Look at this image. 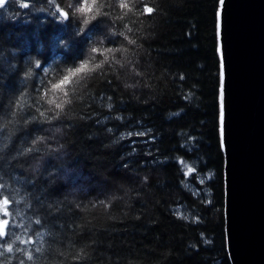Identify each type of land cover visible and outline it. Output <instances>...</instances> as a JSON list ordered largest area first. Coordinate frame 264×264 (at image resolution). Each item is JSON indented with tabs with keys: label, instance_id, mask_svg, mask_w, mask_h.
Listing matches in <instances>:
<instances>
[{
	"label": "trees",
	"instance_id": "1",
	"mask_svg": "<svg viewBox=\"0 0 264 264\" xmlns=\"http://www.w3.org/2000/svg\"><path fill=\"white\" fill-rule=\"evenodd\" d=\"M28 2L0 10V264H231L221 0H128L130 13L102 0L108 15L86 31L60 5ZM99 38L120 51L57 121L26 125L43 70L75 67ZM38 136L46 145L26 154Z\"/></svg>",
	"mask_w": 264,
	"mask_h": 264
},
{
	"label": "water",
	"instance_id": "2",
	"mask_svg": "<svg viewBox=\"0 0 264 264\" xmlns=\"http://www.w3.org/2000/svg\"><path fill=\"white\" fill-rule=\"evenodd\" d=\"M218 44L227 250L264 264V0H221Z\"/></svg>",
	"mask_w": 264,
	"mask_h": 264
},
{
	"label": "clouds",
	"instance_id": "3",
	"mask_svg": "<svg viewBox=\"0 0 264 264\" xmlns=\"http://www.w3.org/2000/svg\"><path fill=\"white\" fill-rule=\"evenodd\" d=\"M24 2V0H18V6ZM87 2L91 4L92 0H80L78 4H69V7L71 8L70 16L72 19H76L81 24V30L86 31L91 24H93L95 21L104 18L108 15V13L105 11V4L102 2V0H97L96 3V9L93 12V19H89L87 15H82L79 11L80 7L84 5V3ZM48 3L55 8L59 4V0H48ZM8 0H3V3L0 4V10H3L7 7ZM32 5L30 4V7ZM115 7V5H114ZM99 9V12L97 11ZM45 8H39L38 11H46ZM109 33L111 37H115L118 35H122V33H118L111 28L109 29ZM96 49H99L100 51L97 52ZM109 52V53H115L117 51H120L119 48H114L112 46H109L107 44V41L105 38H99L96 41H94L90 47L88 48L87 55L83 61H80L76 64L75 67H64L62 69L57 68H49L48 71L43 70L44 79L40 81L41 87L36 91V93L31 98V104L25 105L26 112L25 114H28L25 119V124H37V125H51L53 122L57 121L67 110L69 105L71 104V97L77 90V88L82 84V80H84L88 75L75 78L70 84L65 86L64 92L58 93L59 99L56 100V103H50L49 101L52 99L53 93L51 91L52 85L59 82L61 79L64 78V76L67 75L69 70L75 71L76 68H78L82 63L88 62L91 64L94 68L97 70H101L104 68L105 64H108L110 62L109 57L102 55L103 52ZM119 63V61H116ZM37 65H40L38 61L34 62V67L36 69L40 68ZM99 65L97 68L96 66ZM53 72L55 74L53 75ZM35 75V72L33 71L30 73V76ZM65 93L68 95L65 96ZM27 94V93H26ZM65 100L68 101V104L64 105L63 109L57 108V104L63 103ZM25 114L23 116H25ZM47 138L42 137H36L33 139L31 143L30 148H25L24 152L27 154L29 152H35L37 151V145H46Z\"/></svg>",
	"mask_w": 264,
	"mask_h": 264
},
{
	"label": "snow or ice",
	"instance_id": "4",
	"mask_svg": "<svg viewBox=\"0 0 264 264\" xmlns=\"http://www.w3.org/2000/svg\"><path fill=\"white\" fill-rule=\"evenodd\" d=\"M12 2V0H8V4ZM80 2V0H72V4H78ZM0 3H3V0H0ZM96 3L97 0H92L91 4L85 2L84 5L82 7H80L79 11L82 15H87L88 18L91 20L93 19V12L96 9ZM59 4L61 6V8L64 10V17H62L63 19H67V20H71L72 17L70 16L71 13V8L69 7V2L68 0H59ZM8 6V5H7ZM119 9L124 10L125 12H132V6L130 5V3L128 2V0H120L119 3ZM32 7V6H31ZM30 7V3L28 2V0H24V2L20 5V8L28 10L31 8ZM149 12H151V8L147 9ZM97 52H99V49H96ZM102 55L104 56H108L109 52L105 51L102 53ZM38 67H41V65H37ZM97 68L99 67V65L96 66ZM96 68H94L91 64H89L88 62L82 63L78 68L75 69V71L69 70L67 75L64 76L63 79H61L59 82L55 83L52 85L51 91L52 93H57V92H64L65 86L70 84L75 78L78 77H82L85 75H89L92 72H95ZM30 75V73H29ZM50 103H56V98L53 97L50 101ZM62 103L61 104H57V107H62ZM220 119H221V123H223V93H221V115H220ZM109 131H111L109 129ZM137 135H143V133H137ZM192 169H189V172H191ZM10 205V201L8 198H4L2 201H0V211L3 212L4 217H7L9 215V208ZM37 224L40 223L39 220L36 221ZM9 227V221L7 219H3L0 220V237H6L7 235V230ZM31 241H27V240H22L21 243H29ZM7 252L8 253H12L13 252V247L11 245H9L7 247ZM3 253H0V255H2ZM33 257L30 255L28 256V260H32Z\"/></svg>",
	"mask_w": 264,
	"mask_h": 264
}]
</instances>
